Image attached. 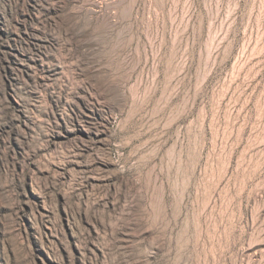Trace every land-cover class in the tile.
<instances>
[{
	"label": "rangeland",
	"instance_id": "374dc122",
	"mask_svg": "<svg viewBox=\"0 0 264 264\" xmlns=\"http://www.w3.org/2000/svg\"><path fill=\"white\" fill-rule=\"evenodd\" d=\"M0 264H264V0H0Z\"/></svg>",
	"mask_w": 264,
	"mask_h": 264
}]
</instances>
